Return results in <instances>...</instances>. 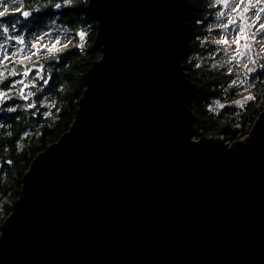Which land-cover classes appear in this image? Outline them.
<instances>
[{"label":"water","instance_id":"water-1","mask_svg":"<svg viewBox=\"0 0 264 264\" xmlns=\"http://www.w3.org/2000/svg\"><path fill=\"white\" fill-rule=\"evenodd\" d=\"M101 57L0 227V264H264V105L197 134L187 0H88Z\"/></svg>","mask_w":264,"mask_h":264},{"label":"trees","instance_id":"trees-1","mask_svg":"<svg viewBox=\"0 0 264 264\" xmlns=\"http://www.w3.org/2000/svg\"><path fill=\"white\" fill-rule=\"evenodd\" d=\"M71 1L70 5L63 4L57 10L55 5L64 0H21L17 8L0 17V42L6 40L3 26L8 29L7 36L13 35L15 28L30 36L54 18L72 29L78 26L89 28L83 47L73 45L55 57L43 58L41 70L31 71L33 97L28 102L32 106H24L23 103V106L18 104L14 108V101H11L0 109V201L8 199L0 227L21 194L23 176L33 159L71 126L85 89L81 77L102 55L101 47L96 43V20L88 9V0ZM217 9L215 0H187L182 63L195 84L190 97V110L196 117L195 138L203 132L206 136L221 135L226 141L233 142L249 131L251 122L262 112L264 61L257 72L254 97L249 102L239 110L229 106L221 111L212 108L214 102L221 98L230 100L234 92L231 85L233 74L212 64L214 46L209 37ZM23 11L31 15L24 19ZM2 77L5 81L3 87H9L14 79L17 80L9 72ZM12 107L15 111H9Z\"/></svg>","mask_w":264,"mask_h":264},{"label":"rangeland","instance_id":"rangeland-1","mask_svg":"<svg viewBox=\"0 0 264 264\" xmlns=\"http://www.w3.org/2000/svg\"><path fill=\"white\" fill-rule=\"evenodd\" d=\"M215 1L218 3V9L209 37V41H211L214 46L211 54L212 64L224 67L225 70L233 74L234 81L231 85L234 92L230 100L221 98V100L214 102L212 108L216 111H221L225 106H229L230 108L239 110L245 103L249 102L254 97L253 90L257 72L263 67L264 29H260L259 31H257V29L260 28V24H264V11H261V9H264V0H259V2H257V0ZM20 3L21 0L9 3L2 2L0 3V11H3L4 4L11 10L17 8ZM59 3L61 6L63 4L70 5L72 1L70 0L69 3ZM55 9L57 8L55 7ZM24 19L27 18L24 17ZM224 25H227V27H224ZM3 28H5V26H3ZM238 32L241 38L239 44H236L234 40ZM45 33H48V35H45ZM79 33L84 34L83 39L80 38ZM88 33V27L78 26L77 29H72L61 21H57L56 18L49 21L44 28L36 29L30 36L24 34V30L20 31L18 28H15L14 34L11 36L15 37L22 35L25 39V44L20 45L17 44L15 40H8L5 45L7 52L5 53L3 50H0V59H3L5 54L11 57V59L0 64V72L3 73V75H7L8 72L13 73L14 77L17 78V80L14 79L12 81L9 87H3L5 81L2 77L3 75L0 76V109H2L5 103L11 101H14V108L18 104L23 106V103L24 106H32L33 104H29L28 102L33 97L32 84L34 78H32L30 74L31 71L41 70L44 64L43 58L55 57L73 45L83 47ZM37 37L42 38L38 42V48L41 49L40 51L31 47L32 43H37ZM222 37L226 39L228 43H218ZM56 40H59L60 44L57 45L53 52H47V47H50ZM0 43H4V40ZM63 45H67V47H63ZM20 49H24V51H19ZM33 51H37V55L33 56L31 60L23 61V63L18 62L24 55H30ZM13 52H16L17 55L12 56L11 54ZM216 52L217 54H214ZM11 61H14V63L10 64L12 63ZM25 71L28 72V75L23 74ZM25 103H28V105ZM262 105H264V103ZM254 123L255 121L251 122L249 131L252 129ZM249 131L239 135L237 140L233 142L226 141L221 135L214 134L211 137H223L225 142L229 144L230 142L243 141L247 137ZM7 202V198L0 201V223L2 216L6 214Z\"/></svg>","mask_w":264,"mask_h":264},{"label":"snow or ice","instance_id":"snow-or-ice-1","mask_svg":"<svg viewBox=\"0 0 264 264\" xmlns=\"http://www.w3.org/2000/svg\"><path fill=\"white\" fill-rule=\"evenodd\" d=\"M13 2H17V0H13ZM64 2H65V3H69L70 0H64ZM257 2H259V0H257ZM0 3H2V0H0ZM55 7L58 9V8L61 7V4H60V3H57V4L55 5ZM8 11H9L8 6H7L6 4H4V5H3V11H0V17H3ZM17 11H20V9H17ZM261 11H264V9H261ZM22 15H23V17L28 18V17L31 15V13L28 12V11H23ZM224 27H227V25H224ZM260 29H264V24H260V28L257 29V31H259ZM241 31H242V30H241ZM3 33L7 36L8 29H7L6 27L3 28ZM45 35H48V33H45ZM79 35H80V38H81V39L84 38V34H83V33H79ZM254 35H255V34H254ZM240 38H241V36H240V33L238 32V33H237V37H236V39L234 40V43L239 44V42H240ZM41 39H42L41 37H37V38H36L37 43H32L31 47H32L33 49H37V51H40L41 49L38 48V42H39ZM8 40H15V42H16L17 44H20V45L25 44V39H24V37H23L22 35H21V36H15V37H13V36H7V40H5L4 43H0V50H3L5 53L7 52V49L5 48V45L7 44V41H8ZM218 43H220V44H226V43H228V41L222 37V38L218 41ZM58 44H60V41H59V40H56L55 43L51 44L50 47H47V49H46L47 52H49V53L53 52V51L56 49V47H57ZM63 47H67V45H63ZM19 51H24V49H20ZM37 51H33V52H31L30 55H24V56H23L18 62H19V63H23V61L31 60L33 56H36V55H37ZM11 55H12V56H16L17 53H16V52H13ZM9 59H11V57L8 56L7 54H5V55L3 56V59H0V64H3L4 61L9 60ZM23 74H24V75H28V72L25 71ZM2 75H3V73H0V76H2ZM45 83H47L46 80H45ZM9 111H15V109L10 108Z\"/></svg>","mask_w":264,"mask_h":264},{"label":"bare ground","instance_id":"bare-ground-1","mask_svg":"<svg viewBox=\"0 0 264 264\" xmlns=\"http://www.w3.org/2000/svg\"><path fill=\"white\" fill-rule=\"evenodd\" d=\"M23 182V181H22Z\"/></svg>","mask_w":264,"mask_h":264}]
</instances>
